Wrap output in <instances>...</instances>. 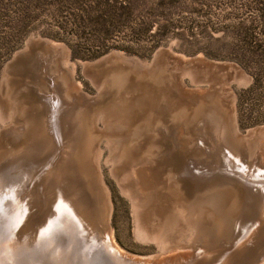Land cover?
<instances>
[{"label": "rangeland", "instance_id": "obj_1", "mask_svg": "<svg viewBox=\"0 0 264 264\" xmlns=\"http://www.w3.org/2000/svg\"><path fill=\"white\" fill-rule=\"evenodd\" d=\"M39 40L52 49L36 48ZM114 54L123 62L107 58ZM62 67L68 78L60 77ZM71 79L73 92L64 90ZM232 116L245 140L240 148L245 142L263 146L264 0H0V186L11 178L14 197L0 194V203L12 200L0 208V264H35L49 252L59 257L53 254L59 247L55 232L68 225L73 211L98 219L104 200L98 180L110 192L111 229L126 253L161 261L195 247L190 256L201 264L214 256H202V245L216 253L234 243L213 264H237L239 249L254 257L239 258L240 264H264V225L240 228L248 214L244 203L256 207L249 189L235 187L230 204V189L208 190L228 176H243L236 159L223 153ZM80 131L86 134L83 145ZM151 165L155 170L143 181L153 195L135 206L134 169ZM64 188L81 194L66 200ZM170 194L172 204L164 202ZM183 204L196 211L182 212ZM228 205H236L233 212ZM227 211L235 214L226 222ZM236 231L246 238L232 242ZM89 259L80 263L92 264Z\"/></svg>", "mask_w": 264, "mask_h": 264}, {"label": "bare ground", "instance_id": "obj_2", "mask_svg": "<svg viewBox=\"0 0 264 264\" xmlns=\"http://www.w3.org/2000/svg\"><path fill=\"white\" fill-rule=\"evenodd\" d=\"M39 41H41V40H39ZM37 42L36 41V44H35V46H36V48H37V46H39L40 48H43V49H50L51 47H50V45L48 44V42H44V41H41V42ZM33 42V41H32ZM32 43L30 42V45H31ZM52 49V48H51ZM56 49V48H55ZM54 50V49H53ZM53 50H51V51H53ZM58 50V49H57ZM55 51V50H54ZM62 52V51H61ZM54 53V52H53ZM23 54V53H22ZM63 54V53H62ZM41 56V55H40ZM42 57V56H41ZM121 57V56H120ZM100 63V62H99ZM102 65V64H101ZM136 65V64H135ZM134 65V66H135ZM62 66V65H61ZM61 70V76L60 77H63V73H66V77H67V73H68V70H66V68H63L62 67V69H60ZM48 71V72H47ZM44 72H46V74L48 73V75H50V70H49V68L48 67H45V69H44ZM40 74V73H39ZM44 74V73H43ZM45 74V75H46ZM43 76V75H42ZM45 77V76H44ZM57 77H59V76H57ZM59 77V78H60ZM69 77V76H68ZM67 77V78H68ZM43 78V77H42ZM46 78V77H45ZM44 79V78H43ZM42 79V80H43ZM65 79V78H64ZM53 80L55 81V79L53 78ZM41 81V80H40ZM44 82V81H43ZM68 83V80L66 81V83H65V86L67 87V89L65 88L64 90H66V91H70V92H73L74 91V89H70L71 88V85H72V83H73V81H72V79L70 80V83L69 84H67ZM56 86H58L59 88H61V85H60V83L58 82V84L56 85ZM33 87V86H32ZM28 90V89H27ZM42 90V89H41ZM57 90V89H56ZM65 91V92H66ZM28 92V91H27ZM42 93V92H41ZM80 93V92H79ZM25 94H26V92H25ZM28 94V93H27ZM26 94V95H27ZM78 96L80 97V98H82V99H85V100H88L87 99V97H86V95H84L83 94V92L82 93H80V94H78ZM40 97V96H39ZM43 97V96H42ZM89 98V97H88ZM60 104V103H59ZM74 104V103H73ZM41 105V104H40ZM64 105V104H63ZM72 106V105H71ZM81 106V105H80ZM79 106V104L76 106H74V108H75V110H78V108L80 107ZM62 107H64V106H62ZM60 108V107H59ZM77 108V109H76ZM53 109V108H52ZM57 110V109H56ZM48 114H50V113H48ZM79 115V114H78ZM54 116V115H53ZM57 116V115H56ZM65 116V115H64ZM55 117V116H54ZM58 117H60L59 115H58ZM233 117V116H232ZM231 117V119H232V121H230V129H231V133H230V135H228L229 136V140H227V138L228 137H226L225 139L226 140H224L227 144H226V146L225 147H223V148H226V152L224 151L223 153L226 155V156H232V157H234L235 159H236V161H237V164H238V166H239V170H240V172H241V174L243 175V176H239V177H235V179H234V177H230L229 178V176H228V178H227V176H226V178H227V181H225L223 184L220 182V183H217L216 184V186L215 187H212V186H210L209 187V189L208 190H210V188H218V187H222L221 189H225V188H228V189H230V193L232 194L231 195V197H228V203L230 204V202L232 201V200H230V198H234L233 197V194L235 193V190H234V188L235 187H239V186H241V187H243L244 188V190L249 194V192L251 193V194H249L251 197H253L254 199H256V201H254V199H253V201L256 203H254L255 205H256V207L255 206H252L251 205V203H247V204H245L244 203V208H246V211L244 212V214L247 212L248 214H247V216H245L244 217V223L246 224V225H244V223L242 224V227H240L241 228V230L242 231H246L247 229L245 228V227H247V225L249 226L250 224L252 225H254V226H263L264 225V144H263V146L261 147V146H257L256 145V147L255 146H252L251 144L249 145V144H247L246 142H245V144L243 145V143H242V145L243 146H241L242 148H240V146H239V143L241 142V141H243V138L241 137V134L239 133L240 131H238V127H237V123H236V120H235V117H233L232 118ZM62 120V119H61ZM56 122V121H55ZM54 122V123H55ZM61 122V121H60ZM48 124V123H47ZM56 124V123H55ZM49 125V124H48ZM64 126V125H63ZM222 126H227V124H225V125H222ZM49 127V126H48ZM52 127V126H51ZM50 127V128H51ZM57 127V126H56ZM225 128H227V127H225ZM67 130V129H66ZM220 130V129H219ZM226 130V129H225ZM229 129H227V131H228ZM16 132H14V134H15ZM20 134V133H19ZM66 134V133H65ZM213 134V133H212ZM228 134V133H227ZM218 135V134H217ZM215 136V135H214ZM227 136V135H226ZM85 137H86V134L85 133H82V131H80V136H78V138H79V141H78V145H79V143H80V141H81V143H80V145H83L84 143H85ZM213 137V136H212ZM216 137V136H215ZM214 137V138H215ZM222 137V136H221ZM210 139V138H209ZM220 139H222V138H220ZM214 140V139H213ZM216 140V139H215ZM214 140V141H215ZM219 140V139H218ZM253 140V139H252ZM255 140V139H254ZM220 141V140H219ZM218 141V142H219ZM245 141V140H244ZM243 141V142H244ZM246 141H248V140H246ZM221 142V141H220ZM224 142V143H225ZM249 142V141H248ZM210 143H211V141H210ZM35 144L36 143H34V147H35ZM252 144H254V143H252ZM261 144V143H260ZM33 145V144H32ZM225 145V144H224ZM209 146V145H208ZM212 147V146H211ZM220 147V146H219ZM209 148V147H208ZM222 148V147H221ZM222 148V149H223ZM209 151H211L210 149H209ZM213 151V150H212ZM217 151V150H216ZM259 151H261V153L259 152ZM218 152V151H217ZM216 152V153H217ZM221 152V151H220ZM78 155H80L81 153L83 154L84 152L82 151V150H79L78 149V151L76 152ZM221 154V153H220ZM219 154V155H220ZM74 155V154H73ZM215 155V154H214ZM217 155V154H216ZM82 156V155H81ZM76 157V156H75ZM76 160V159H75ZM18 161V160H17ZM21 161V160H20ZM19 162V161H18ZM26 163V162H25ZM25 163H23V164H25ZM83 163V162H82ZM20 164V163H19ZM18 164V165H19ZM72 164V163H71ZM75 164H76V162H75ZM22 165V164H21ZM74 165V164H73ZM72 165V166H73ZM83 165V164H82ZM20 166V165H19ZM79 166V165H78ZM77 166V167H78ZM21 167V166H20ZM27 166H25L24 168L22 167V169H20V172H24L27 168H26ZM76 167V168H77ZM80 167V166H79ZM78 167V168H79ZM84 168V167H83ZM68 169V168H67ZM199 169V168H198ZM231 169V168H230ZM70 170V169H69ZM76 170H78V169H76ZM81 170V169H80ZM155 170V167H153L152 165L150 166V167H144V166H140V168L139 169H134V173H133V175L136 177V184H134V185H132V187H135L136 189H135V192L133 193V195L131 196V198H132V200H133V203H134V205L135 206H138V205H143L145 202H146V200H148V195H153L152 194V192L150 191V190H153V188L152 187H148L147 186V184L143 181V179H147L148 178V173L149 172H152V171H154ZM79 171V170H78ZM5 172V171H4ZM74 172V171H73ZM77 172V171H76ZM75 172V173H76ZM249 172V173H248ZM257 172V173H256ZM100 173L101 172H98V174L100 175ZM93 174V173H92ZM194 174H195V172H194ZM4 175V174H3ZM2 175V176H3ZM6 175V174H5ZM72 176V175H71ZM181 176H183V175H181ZM8 177V176H7ZM79 175H76L75 174V176H74V179L75 180H79V184H82V183H80V181H81V178L79 179ZM225 178V179H226ZM4 179V178H3ZM167 179H168V181H169V186L170 187H172V183H171V178L170 177H167ZM190 179V178H189ZM118 180H120L121 182H124V178L122 179L121 177H119L118 178ZM191 180H194V179H191ZM191 180H189V181H191ZM214 180V178L210 181V183H209V185H212V184H214V183H216V182H214L213 181ZM216 180V179H215ZM220 180V179H219ZM5 181L7 182H3V185L2 186H0V194H4L5 195V197H6V199L8 198L9 199V197H13V192L11 191V189L9 188V184H10V182H11V178H8V179H5ZM99 182H100V187H101V189H100V191H102V193L104 194H102L103 196H104V200L101 202V204H100V215H99V217H98V219H96L95 217H93V216H91V215H89V213H87V212H85L84 210H80L79 208H78V210H80V212H78V211H76V214H74L73 212L71 213V214H73V215H75L76 216V220H78V225H80V227L81 228H83V233H85L86 234V239H87V241L89 242H86V245L87 246H89V244L90 245H92L94 248L97 246H101L102 244L104 245V247H106L107 248V250H110L111 251V254L114 256L113 258H115L116 260H117V262H118V264H186V261H190V260H192V261H194L193 263L195 264V262L198 260L197 259V257L196 258H192V256H190V254H192L193 252V250L195 249V247H192V248H190V250H187L186 252H178V251H176L175 253H173V254H170L169 256H165L164 255V257H162V259H161V261H158L157 259L158 258H156V261H157V263H155L156 261L155 260H152L151 258H150V260H146V258L144 259V258H140V257H138V256H134V255H131V254H129V253H126L118 244H117V242H116V240H115V237H114V235H113V232H112V229H111V217H112V212H113V208H114V206H113V203H112V200H111V197H110V192H109V190L107 189V187L105 186V184L101 181V180H98ZM195 181V180H194ZM213 181V182H212ZM85 182V181H84ZM90 182V181H89ZM196 182V181H195ZM194 182V183H195ZM200 182V181H199ZM72 184V183H71ZM84 184V183H83ZM82 184V185H83ZM86 184V183H85ZM88 184V183H87ZM90 184V183H89ZM88 184V185H89ZM87 185V186H88ZM161 185H164L165 187H168V183L167 182H161ZM74 186V185H73ZM245 186V187H244ZM67 187V186H66ZM78 188V186H76L75 185V187H73V188ZM91 187H93V186H91ZM240 187V188H241ZM61 188H63V186H61ZM79 188H81L82 190H83V187H80L79 186ZM90 188V187H89ZM94 188V187H93ZM99 187H97V189H98ZM84 189H86V188H84ZM88 189V188H87ZM86 189V190H87ZM92 189V188H91ZM95 189V188H94ZM93 189V190H94ZM122 189H123V191L125 192V193H127L128 192V189L125 187V186H122ZM246 189H249L248 191L246 190ZM76 189H70V190H66V188H64V194H65V199L66 200H68V199H75L76 198V196H77V194H76V192L78 191H75ZM213 190V189H212ZM91 191V190H90ZM83 192H85V191H83ZM83 192H82V194H83ZM88 193H89V191H87ZM240 192V191H239ZM238 192V193H239ZM78 193V192H77ZM168 193H169V191H168ZM79 194V193H78ZM81 194V193H80ZM80 194H79V196H80ZM93 194V193H92ZM96 194V193H95ZM215 194V193H214ZM84 195H86V194H84ZM89 195V194H88ZM100 195H101V193H100ZM240 195V194H239ZM91 196V195H90ZM96 196V195H95ZM98 196V195H97ZM170 196H172V194H170V195H168L167 197V199L164 201V202H169V203H171L172 204V202H174L173 200H174V198L172 199V197H170ZM246 196H248V195H246ZM75 197V198H74ZM93 197H94V195H93ZM250 197V198H251ZM14 198V197H13ZM248 198V197H247ZM6 199H4V201H3V199H1V203H0V208L1 207H3V209H4V205H3V203L5 202L6 204H8L9 202H12V200L11 201H7ZM85 199V198H84ZM93 199V198H92ZM163 199V198H162ZM241 199V198H240ZM15 200H17L18 201V197H17V199L15 198ZM14 200V201H15ZM65 200V201H66ZM90 200V198L88 199V201ZM96 200H98V197H97V199ZM100 200H101V198H100ZM171 200H172V202H171ZM252 200V199H251ZM251 200H249L250 202H252ZM13 201V202H14ZM85 201H87V200H85ZM138 201H140L139 203H138ZM234 201V200H233ZM244 201V200H243ZM8 202V203H7ZM79 202V201H78ZM96 202V201H95ZM246 202H248V201H246ZM67 203H69L68 201H67ZM71 203V202H70ZM69 203V204H70ZM75 203V202H74ZM76 203H77V201H76ZM93 203V201L91 202V204ZM98 203V202H97ZM227 203V204H228ZM72 204V203H71ZM89 204H90V202H89ZM253 204V205H254ZM17 205V204H16ZM60 205V204H59ZM74 205V204H73ZM78 205V204H77ZM77 205L75 206V208H77ZM98 205H99V203H98ZM14 205H12V206H9L10 208H12ZM61 206V205H60ZM66 206V205H65ZM81 206V205H80ZM83 206V205H82ZM87 206V205H86ZM90 206V205H89ZM93 206V205H92ZM95 206V205H94ZM93 206V207H94ZM183 208H181V210H182V212H184L183 210H186L187 212H186V214H193V213H191V212H189V211H191L192 210V208H190V207H188V206H186V205H184L183 204ZM229 206V205H228ZM9 207H5L6 208V210H7V208L9 209ZM85 207V206H84ZM83 207V208H84ZM88 207V206H87ZM159 207H160V204H159ZM170 209H172V207L171 206H168ZM229 207H231L232 208V212L234 211V209L236 208V205H230ZM258 207V208H257ZM63 208V207H62ZM65 208V207H64ZM69 208H72V206H70ZM86 208V207H85ZM202 208V207H201ZM259 209L261 212H262V214H260L261 216H259V215H256L255 216V214H258V213H256L257 211L255 210L254 211V209ZM3 209H1L2 211H3ZM88 209H90L89 207H88ZM94 209V208H93ZM195 209V208H194ZM197 209V208H196ZM5 210V209H4ZM21 210V209H20ZM59 210H62V209H59ZM66 210V209H65ZM97 210V209H96ZM200 210V209H199ZM202 210V209H201ZM200 210V211H201ZM225 210H226V208H225ZM224 210V211H225ZM228 210V209H227ZM244 210V209H243ZM10 211V209L8 210V212ZM92 211V210H91ZM94 211V210H93ZM92 211V212H93ZM192 211H194V210H192ZM196 211V210H195ZM194 211V212H195ZM230 211V210H229ZM229 211H227L226 213V217H225V219H226V222H227V219L228 220H230L229 218L231 217L232 218V216H234L233 214H235V213H232L231 214V216L229 215L230 214V212ZM240 211V210H239ZM253 211V212H252ZM22 212V211H21ZM62 212H65V211H62ZM67 212V211H66ZM217 212V211H216ZM243 212V211H242ZM2 213V212H1ZM3 213H4V211H3ZM6 213V212H5ZM200 213V212H199ZM202 213V212H201ZM200 213V214H201ZM205 213V212H204ZM211 213V212H210ZM252 213V214H251ZM7 214V213H6ZM9 214V213H8ZM8 214H7V218H8ZM92 214V213H91ZM96 214V213H95ZM98 214V213H97ZM96 214V215H97ZM195 214H197V213H195ZM194 214V215H195ZM209 213H207L206 215H208ZM219 214V213H218ZM238 214V213H237ZM236 214V215H237ZM242 214V213H241ZM193 215V216H194ZM197 215H199V214H197ZM202 215V214H201ZM213 215H215V213L213 214ZM212 215V216H213ZM223 215V214H222ZM66 216V215H65ZM74 216V217H75ZM98 216V215H97ZM228 216H230V217H228ZM60 217V216H59ZM73 217V216H72ZM74 217H73V219H74ZM196 217V216H195ZM215 217V216H214ZM2 219L4 218V216H2L1 217ZM6 218V219H7ZM186 218H188V221H191V220H189L190 219V216L189 215H186ZM205 217H204V215H203V219H204ZM219 218V217H218ZM240 218V217H239ZM10 218H8V220H9ZM173 220H174V222L176 223V219H175V216L172 218ZM195 219V221H196V218H194ZM202 219V218H201ZM203 219H202V221H203ZM210 219V218H209ZM208 219V220H209ZM216 219V218H215ZM238 219V218H237ZM237 219H236V222H237ZM243 219V218H242ZM206 220H207V218H206ZM212 220V219H211ZM218 220V219H217ZM220 220H221V218H220ZM239 220H241V219H238V221ZM1 221V220H0ZM57 221H59V220H57ZM199 221H201V220H199ZM222 221V220H221ZM232 221V220H231ZM2 222H4V221H2ZM53 222L54 223H52L51 224V226H57V224H58V222L56 223L55 221H54V219H53ZM229 222V221H228ZM5 223H6V221H5ZM4 223V224H5ZM61 223V222H60ZM189 223V222H188ZM192 223H193V221H192ZM194 223H196V222H194ZM208 223V222H207ZM214 223H215V221H214ZM217 223V222H216ZM220 223V222H219ZM239 223H241V221L239 222ZM4 224H3V226H4ZM56 224V225H55ZM190 224V223H189ZM201 223H199V224H197V225H200ZM218 224V223H217ZM223 224H225V222H224V218H223ZM228 224V223H227ZM231 224V223H230ZM234 224V223H233ZM238 224V223H237ZM237 224H236V226H237ZM61 225L63 226L64 225V222H62L61 223ZM95 226V228L94 229H92L91 228V226ZM192 225V224H191ZM194 225V224H193ZM221 225H222V223H221ZM229 225V224H228ZM250 225V226H251ZM1 226V225H0ZM2 226V227H3ZM201 226V225H200ZM206 226H207V224H206ZM209 226V225H208ZM218 226H220L219 224H218ZM225 226V225H224ZM216 227V226H215ZM223 227V226H222ZM229 227V226H228ZM231 227V226H230ZM141 228V227H140ZM200 228V227H199ZM204 228H205V226H204ZM231 228H233V227H231ZM230 228V229H231ZM203 229V228H202ZM223 229H224V227H223ZM227 229V228H226ZM235 229H237V228H235ZM234 229V230H235ZM246 229V230H245ZM258 229V228H257ZM143 230V229H142ZM214 230H215V228H214ZM216 230H217V227H216ZM222 230V229H221ZM233 230V229H232ZM249 230V229H248ZM247 230V231H248ZM254 230V229H253ZM252 230V231H253ZM141 231V230H140ZM229 230H227V232H228ZM231 231V230H230ZM251 231V230H250ZM256 231H258V230H256ZM1 232V231H0ZM52 232V230H50V233ZM139 232V231H138ZM142 232V231H141ZM146 232V231H145ZM149 232V231H148ZM216 232V231H215ZM214 232V234H216ZM223 232H225L224 230H223ZM233 232H235V231H233ZM237 232V231H236ZM255 232V231H254ZM18 233V232H17ZM50 233L48 234V236H50ZM87 233H90V235L92 236V237H90ZM143 233V232H142ZM13 234V233H12ZM15 234V233H14ZM94 236H93V235ZM144 234V233H143ZM211 234H213V233H211ZM210 234V235H211ZM222 235L224 234V233H221ZM226 234V233H225ZM224 234V235H225ZM229 234H230V232H229ZM229 234H228V236H229ZM246 234V232L245 233H243V234H238V232H237V234H235L233 237H235V239L234 238H232V236H231V240H233L232 242H237V241H239L240 239H244V238H246V236L247 235H245ZM264 234V233H263ZM4 235V234H3ZM2 235V236H3ZM6 235V234H5ZM148 235V234H147ZM222 235L220 236V237H222ZM2 236H0V238L2 237ZM9 236V235H8ZM7 236V237H8ZM10 236H11V234H10ZM9 236V237H10ZM95 236H97L99 239L98 240H96V238H95ZM214 236V235H213ZM226 236V235H225ZM224 236V237H225ZM217 237V236H216ZM220 237H219V239H220ZM226 238H227V236H226ZM262 238V237H261ZM5 239V238H4ZM7 239V238H6ZM12 239V238H11ZM46 239H48V238H46ZM216 239V238H215ZM223 238H221L220 240H222ZM3 240V239H2ZM8 241H9V239H7ZM37 240V239H36ZM39 240V239H38ZM54 240V239H53ZM212 240V239H211ZM224 240V239H223ZM231 240H229L230 242H231ZM228 241V238H227V240H226V242ZM52 242V241H51ZM213 242V241H212ZM221 242V241H220ZM219 242V243H220ZM224 242H225V240H224ZM58 244V242H55V244ZM62 242L60 241L59 242V244H61ZM5 244H6V242H5ZM43 244V243H42ZM47 244V243H46ZM58 244V245H59ZM72 245H73V243H71ZM71 244H66V245H62L63 247H65L64 249L62 248V246L60 247V245H59V247H58V249L54 252V255H56L55 253H58V256L60 257H57L58 259H60V261L62 260V261H64V259H68L67 260V264L69 263V264H74L73 262V260H74V255H75V252H72V249H73V246L71 245ZM210 244V243H209ZM215 244H217V243H215ZM226 243H224V245H225ZM234 244V243H233ZM233 244H228L227 243V245H226V249L224 250V248H223V250L222 251H219V252H216V253H214V251L212 250V249H210V247H208V246H204V245H202L203 246V248H204V250H205V254H203L202 256H204V257H206L207 255L206 254H210V255H212V253L214 254V256H212L211 258H207V259H204L202 262H198V263H201V264H213L214 262H218L220 259H222V256L224 255V254H226V250H229L230 248H231V246L233 245ZM2 245H3V243H2ZM222 245H223V243H222ZM234 245H236V244H234ZM233 245V246H234ZM237 245H238V243H237ZM246 245H248V244H246ZM51 246V245H50ZM217 246V245H216ZM17 247V246H16ZM49 246L47 245V247L46 248H48ZM75 247V246H74ZM218 247V246H217ZM247 247H249V246H247ZM262 247V246H261ZM6 248H8L7 246H6ZM240 248V247H239ZM242 249H243V247H241ZM9 249V248H8ZM11 249V248H10ZM27 249H28V247H27ZM42 249L44 250V247H42ZM50 250H51V248H49ZM54 249V248H53ZM208 249V250H207ZM238 249V248H237ZM257 249V248H256ZM263 249H264V247H263ZM4 250H5V248H4ZM3 250V251H4ZM231 250V249H230ZM260 250H262V249H260ZM8 251V250H7ZM239 251V253L240 252H242L241 254H239V253H237V254H235V257L237 256V258H233V260H235V262H237V264H240V262L238 261V259L240 258L241 260H244V261H248L249 259H250V257L252 256L251 254V252L249 253L248 251H246V250H244V252H243V250H241V249H239V250H237V251H235V252H238ZM0 252H2V251H0ZM15 252H16V250H15ZM43 252V251H42ZM45 252H48V251H45ZM45 252H43V254L45 253ZM52 253V252H51ZM63 253H64V256H63ZM87 252H85L84 254H83V256L82 257H80L81 259L80 260H76V261H82V260H87V256H89V254H86ZM11 254V253H10ZM42 254V255H43ZM48 254H50V253H48ZM231 254V253H230ZM1 255H3V253L1 254ZM4 255H5V253H4ZM12 255V254H11ZM14 255V254H13ZM15 255H17V254H15ZM27 255H28V257H30V253H27ZM36 256H38V255H36ZM47 256V255H46ZM46 256L45 257H41V258H37V260H36V263L35 264H44V262H45V264H49V260H47V258H46ZM2 257V256H1ZM19 257V256H18ZM17 257V258H18ZM24 257V256H23ZM56 257V256H55ZM160 257V256H159ZM230 257H232V256H230ZM242 257H243V259H242ZM7 257H5V259H6ZM12 258V257H11ZM10 258V260H12ZM16 257H14V259H15ZM43 258H46L45 260H43ZM56 258V259H57ZM201 258V257H200ZM254 257H251V259H253ZM3 259V258H2ZM13 259V260H14ZM23 259V258H22ZM24 259H27V257H24ZM36 259V258H35ZM55 259V260H56ZM256 259H258V258H256ZM256 259H254V261L256 260ZM7 260H9V259H7ZM7 260H5V262L7 261ZM9 260V261H10ZM12 260V261H13ZM18 260H20V258L18 259ZM15 261V260H14ZM21 261H23V260H21ZM29 261V260H28ZM57 261H59V260H57ZM259 261V260H258ZM258 261H255V262H257L258 263ZM27 262V261H26ZM30 262H32V261H30ZM35 262V261H34ZM43 262V263H42ZM76 263V264H81V263ZM84 263H85V261H83ZM224 262V261H223ZM226 262H227V260H226ZM229 262V261H228ZM9 263V262H8ZM7 263V264H8ZM22 262H20V264H21ZM33 263V262H32ZM87 263V262H86ZM232 263H233V261H232ZM251 263V262H250ZM11 264V263H10ZM16 264V263H15ZM23 264V263H22ZM31 264V263H30ZM83 264V263H82ZM88 264V263H87ZM220 264V263H219ZM222 264V263H221ZM224 264V263H223ZM230 264V263H229ZM234 264V263H233ZM255 264V263H254Z\"/></svg>", "mask_w": 264, "mask_h": 264}, {"label": "water", "instance_id": "obj_3", "mask_svg": "<svg viewBox=\"0 0 264 264\" xmlns=\"http://www.w3.org/2000/svg\"><path fill=\"white\" fill-rule=\"evenodd\" d=\"M114 57L112 59L113 62H123L121 61L123 58L118 57L117 54L111 55L107 58ZM122 58V59H121ZM126 63L128 62V59H125ZM131 61V60H130ZM70 222L68 225H65L62 228L56 229L55 232V241L62 243L59 244L60 246L73 243V245L77 246V248L73 246L72 252H75V258L80 260L85 252L86 254L90 255L89 262L92 264H118L117 260L113 258L114 256L111 254L110 250H107L106 247L102 244L101 246H96L95 248L89 244V246L86 245L87 239L86 234L83 233V228L78 225V221L70 217ZM54 232V231H53ZM89 243V242H88ZM64 249L65 247L62 246ZM46 251V250H45ZM55 252V251H54ZM50 253V252H49ZM54 254V253H53ZM64 256V253H63ZM89 257V256H87ZM47 260H49V264H67L68 259H64V261H56L54 256L50 253L49 256L47 255ZM80 261H74L73 263H79ZM69 264V263H68Z\"/></svg>", "mask_w": 264, "mask_h": 264}]
</instances>
